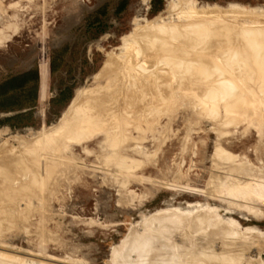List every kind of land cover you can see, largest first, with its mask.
Instances as JSON below:
<instances>
[{"label": "rangeland", "instance_id": "1", "mask_svg": "<svg viewBox=\"0 0 264 264\" xmlns=\"http://www.w3.org/2000/svg\"><path fill=\"white\" fill-rule=\"evenodd\" d=\"M1 1L7 12L0 11V32H5L0 33V83L10 75L34 68H39L42 74L40 100L37 98V101L33 102L34 105L19 109L20 99L24 100L28 97L29 102L32 103L35 91L29 88L25 96L21 92L14 95L10 102L14 110H0V148L4 151L14 147L19 149L23 143L25 148V143L34 140L40 131L63 124L68 108L76 99L77 90L81 88L87 91L101 85L103 76L98 78V74L105 66L109 58L108 54L116 56L122 53L128 42L138 37L135 36L132 39L133 34L136 35L139 32V27L143 28L149 22L161 17L165 18L164 23L168 22L172 13L185 9L188 2L194 0H179L180 3L185 1L183 3H187L186 7L183 3L182 5L177 3L178 0ZM15 3L17 6H11ZM193 3L199 5L196 7L208 3L217 4L225 9L234 4L254 9L256 15L248 17L253 16L252 18H257L260 22H255L259 24L249 22V27L255 29L254 26H259L256 29L264 30V0H195ZM172 4L176 7L172 8L174 7ZM230 15L232 14H228ZM15 26L17 27L13 29ZM244 61L241 62L246 65ZM242 67L244 72L249 74L255 70L252 66ZM254 80L250 79L251 83L249 81L244 83L247 86L243 84L245 87L243 92L247 93H244L246 96H253L255 99L259 93L254 91L257 86L256 88L251 86L252 83L258 85V81ZM260 85L258 92L259 89L264 90V86ZM251 91L256 94L253 95ZM262 94L260 100L258 96V99H255L257 106L253 109L250 107L246 111L249 114L247 117H251L250 114L264 112V91ZM248 96L246 98H249ZM182 98V101L179 100L180 103L177 102L178 106L175 105L177 103L173 104L179 108L176 109L173 106L174 109H168L161 118V126L156 128L155 132H149L145 145L150 157L135 155L137 159L144 160L145 163L131 171L128 175L131 176L129 180L126 179L127 174L126 178L123 174L116 178V175L111 176L110 171L106 173L100 144L104 137L98 134L90 141H83L85 149L81 147L78 140L75 142L78 144L72 145L71 151L81 162V168L71 185H67L68 187L62 191L51 194L52 196L50 194L43 196L29 189L25 192L27 195L25 193L24 197L22 195L23 200L21 198L19 203L14 202L16 205L8 203L14 201L8 198L5 204V197L0 193V207L9 206V210L6 206L0 209V251L5 254L0 257V264H118L119 261L121 262L119 264H123L121 260L125 263L130 258V261L135 257L138 258L140 256H138L139 253L137 254L138 251H143L144 254L141 256L146 254L147 257L145 248L150 245V241L152 246L147 247L150 253L148 254L154 255L151 252H155L153 258L156 256V263L158 264L162 259L159 264H165L163 257L168 254L167 257L170 259V253L178 251L179 243L185 235L188 240L191 239L189 236L192 238L197 236V239L194 237V241L191 239L192 242L197 243L191 246L190 240L187 242L188 240L184 239V244L180 243L182 250L176 254V256L179 253L184 254V258L183 256L174 257L175 254H173L171 264H264V197H259L257 192L249 196L243 192H237L238 196H236L237 194H234L236 192H232L229 187L232 175L227 169L228 162L222 159L225 155L223 152L226 151L235 156V163H244L239 171L240 177L259 174L264 177V115L261 120L258 119L254 123L249 120L236 124L232 120L240 110L238 106L233 107L232 111H227L224 106L219 108L220 106L216 103H203L204 97L196 99L197 97L194 96H183ZM194 98L197 100L195 103ZM251 98L250 100L253 99ZM224 102L223 105H227V100ZM228 102L231 104L232 100ZM244 104L245 101L241 103V105ZM213 106H219L216 107L219 108L217 112ZM211 107L214 108V114L213 111H209L212 110ZM209 112L213 115L208 114ZM18 113H24L23 118L6 121L7 118ZM261 122L263 125L260 124ZM11 123L19 125L12 126ZM22 201L26 205L25 208L24 205L21 206L23 214L22 209H19V205L23 204ZM29 205L32 206L30 209ZM214 209L218 211L213 212ZM197 214L199 217L202 215L204 221L198 220L196 224L198 226L191 225L195 222ZM163 217L167 219L164 218L163 221ZM190 218L194 220L193 223L187 222L191 227L184 222ZM155 220L169 222L167 224L170 227L166 229H169V232L171 230V234L175 232V235L172 234V240L169 238L174 245L180 240L175 247L176 245L173 246L170 241L164 239L167 241L166 245H169L168 249L173 247L171 251L167 249L170 253L166 251V255L163 252L168 246L165 245L164 250L160 249L162 245L159 247L160 244L156 242L163 243V246L164 242L156 238V234L152 235L153 230H155L154 233L158 232L157 229H152L156 223ZM209 221L211 223L207 227ZM158 222L156 226L161 223V221ZM161 224L158 227L165 229ZM218 225L219 229L216 228ZM220 226L222 229L224 227L228 230L232 229L234 235L230 230L227 233L230 232L236 237L235 239L240 234L236 242L233 241L234 237L231 239L232 236L227 235L235 245L238 246L237 243H239L241 249L237 248L236 254L229 256L231 259H226L228 256L225 257L226 255L221 253H217L219 256L212 254L210 256L214 255V260L211 257L207 263L205 259L210 257L206 258L210 252L207 243L213 240L211 237L214 236L213 232L217 229L215 235L218 236L216 235L215 238L221 239L220 234L227 238L224 234L226 229L222 231ZM247 227H258L261 232L246 231ZM141 232L147 233V238ZM163 233L161 235H166L167 239L168 235ZM159 234L158 232V236ZM141 235L145 238H141ZM199 236L204 237V240ZM205 237H208L209 241ZM155 238L158 240L154 241ZM242 238L246 241L244 242ZM142 239H148L149 243H147L148 240L145 241L147 245L144 246ZM218 240L216 239L215 243ZM222 240L218 241V245L220 241L222 243ZM227 240L223 242L231 243V240L228 238ZM134 242L138 245L137 248L143 247V249L134 250L136 248ZM153 242L157 245H153ZM205 243L207 249L203 250ZM215 243H209V247L216 246ZM221 243L217 247H221ZM140 244L142 246H139ZM120 245L121 247H118ZM131 245L134 247V249L131 248L132 253L129 250ZM152 247L155 251L151 250ZM192 247L202 248L208 253L205 252L204 256L203 251H201L202 254L199 249V254ZM119 248H125L124 253L122 249L119 252L127 255L129 251L133 258L129 254L127 255L129 259L126 258L124 261L125 258H122L119 252L118 256L122 257L118 258L115 250ZM157 249L161 252L157 253ZM190 249H192L191 254ZM193 253H198L200 258L193 256ZM149 255L146 259L140 256L139 262L144 259L142 262L151 264L152 256L149 257ZM136 258L133 262H138ZM219 258L223 260H217Z\"/></svg>", "mask_w": 264, "mask_h": 264}, {"label": "bare ground", "instance_id": "2", "mask_svg": "<svg viewBox=\"0 0 264 264\" xmlns=\"http://www.w3.org/2000/svg\"><path fill=\"white\" fill-rule=\"evenodd\" d=\"M193 2H195V0ZM193 2H188V5L187 3H185L187 7L183 3L186 8L184 7L185 9H180V11L178 10L179 12L177 11L175 14L172 13L168 22L164 23L165 18H162L160 16L161 18L149 22L145 27H139V32L137 31L138 33H136V35L133 34L134 36H132V39L135 36L138 37H135L133 39L134 41L130 37L133 42H128V45L126 44L127 46L124 47V51L122 53L116 56L113 54H108L109 58L101 72L98 74V78L103 76L101 85L94 89H88L87 91L81 88L77 90L76 99L68 108L63 124L51 129H47L46 131H40L38 135L35 136L34 140H32L30 143H25V148L23 147L24 143L22 144V147H19V149H15V147L13 148L14 150L12 148L9 149L8 146L9 150L3 151V149L0 148V150L3 151L0 154V193H2V196L5 197V200L6 198L11 199V201L14 200L13 202L8 203H13V205H16V203L14 202L19 203L21 201L22 195L29 189H33L32 191H36L38 194L41 193L44 196V194H55L60 190L62 191V189H64L65 187L71 185V183L78 176L81 168V162L78 161L76 154L71 151L73 147L72 145L78 140V143L82 145L81 147L85 149L83 141H90L98 134H102V136L104 137L100 142L102 148L101 151L104 162V170L106 171V173L107 171H110L111 173H109L112 174L111 176L116 175V178H118L117 176L120 177L122 174L126 178V174L128 176L131 171H133L137 166L145 163L144 160L137 159L135 157L136 154L144 158L150 157V155L146 151L145 145L148 140L149 132H155V129L161 126L162 116L167 113L168 109L171 110L170 108L174 109L173 106H178V103H180L179 100H183V96H194L197 97L196 99H198V97H204L203 103L210 104L213 102L220 106H213L216 109L215 112H217L218 109L222 106H224V109H227V111H232L231 109L236 106L240 107V110H238L239 112L234 116V120H232L236 124L242 121L248 122L249 120H252L254 123L258 119H262L264 112L262 114H250L251 117H247L249 114L246 113V111H248V108L252 107L253 109L257 106L255 99H258L260 97V100L263 96L262 93L264 91L262 88L263 91L259 89L258 92V88H260L259 83L262 82L264 84V30L259 31L258 29H256L259 26L251 25L255 27L254 29L249 27L248 24L249 22L259 24L255 23L260 22V20H258L257 18H252L253 16L248 17L251 15H256V11L254 9L236 4L230 5L228 9L220 7L217 4L214 5L208 3H204V5L196 7L199 5ZM177 3H180L179 0ZM182 3L180 4L182 5ZM175 5L177 4L175 3ZM11 6H17V4L15 3ZM175 7L176 6L172 8ZM0 11L2 13L7 12L1 0ZM228 14H232L230 15L231 19H229L230 16H228ZM16 27L17 26H15L13 29H15ZM260 27L262 26L260 25ZM242 60L246 61V65L242 64ZM236 65H238V67H236ZM242 66H246L245 68H250V66H252L255 67V70L252 74L250 73V75L249 73L244 72V70L242 69L244 67ZM250 79H255L254 81H258V85H254L253 83L251 85L253 86V88L257 86V89L254 91L259 94L256 95L255 99L253 98V96H251L253 98L252 99L248 95L247 96L249 98H246L247 96L245 94L247 93L243 92L245 91V87L243 86V84L248 83ZM251 82L252 81H249V83ZM262 83L260 86H264L262 85ZM247 90H249V88ZM260 91L262 92V95L260 94ZM241 93L245 94L242 95ZM201 94L203 95L202 97ZM250 98L252 100H250ZM189 99L191 101V98ZM196 99L194 98V103L197 101ZM224 100H227V105H223ZM229 100H232L231 104L230 102H228ZM243 101H245V104L241 105ZM174 103L177 104L173 105ZM213 107H211L212 110L209 111H213ZM175 108L177 109L179 107L175 106ZM204 110H206V108ZM215 112L213 111V114ZM208 114L213 115L211 112H209ZM245 117L247 118L245 119ZM237 118H239V120H237ZM260 124L263 125L262 122ZM223 153H225V155L222 159L228 162L227 169L232 175L229 181V187H231L232 192H236L234 194H237V192H243L247 194V196H249L251 193L257 192L260 195L259 197H264V177H261L263 175L260 176L259 174L240 177L239 171L244 166V163H235V156L233 154L229 152L226 153V151H224ZM223 153L221 154L223 155ZM119 173L121 174L119 175ZM130 177L128 176L126 179ZM45 180H49V182L47 181V183L45 182ZM236 196H238V194ZM8 199L3 202L7 204L6 202L8 201ZM17 199L20 200L16 201ZM21 203H23V201ZM24 204L25 202L22 205H19V209H22L23 207L21 208V206H23ZM4 206L7 207V205ZM25 206L26 205H24V208ZM3 207H0V209H2ZM30 207L32 206L29 205V209ZM7 208L9 210V206ZM216 211L218 210H215L213 212ZM21 212L23 214V209ZM16 213L17 212H15V214ZM198 217L199 215L195 217V219L197 220H195L196 223L194 222V220H192L194 217L190 218L189 220L186 219L188 221L184 219V222H186L187 224V222L190 221L191 223L194 222L191 225H196L198 224V220L199 222L203 220L202 215L201 217ZM164 218L165 217L162 218L163 221ZM203 218L206 219L204 215ZM165 219H167V217ZM158 221H161V223L163 222L162 220ZM158 221L156 222L155 220L154 222L159 223ZM156 223H154L153 228H150L157 229L156 231L160 233L158 236V232L154 233L155 230H153L152 232V235L156 234V238H160L161 242H164V246L163 243L161 244L158 243V241L156 242L157 244H160L159 247L162 245L163 248L161 247L160 249H165V242L167 241H170L171 245H176L175 247H177V243H179L180 240H178L177 243L175 241V245L172 243V234L175 235V232H172L171 234V230L169 232V229H166V227H170L168 226L169 224H167L169 222L166 221V223H160L161 226L163 225L165 229H163L162 227H158L160 224L156 226ZM210 223L211 222L209 221L207 227H209ZM149 225L151 226V223ZM187 225L190 226V223ZM199 225L201 226V224ZM216 228L219 229V225ZM158 229H162V231L164 230V233L162 231H159ZM217 229L215 230L216 232ZM224 229H226V227H224ZM224 229L221 228L222 231ZM165 230H167L170 234H168L167 231L166 233ZM229 230L227 228L225 230L226 233L224 232V234H230L232 236L231 239H233L234 232L231 229L230 231L233 232V235L230 232L227 233V231ZM215 231L213 232L214 236H211L213 240H210L213 243H211L207 239L208 237H205V239H207L210 244H214L216 239L218 240L219 238H215L217 235H215ZM246 231L261 232L260 229L258 230V227H247ZM161 232L168 235L167 239L166 235H161ZM147 233L142 234H144V236L146 235L145 237L147 238V235L149 234ZM160 235L165 238L161 237ZM228 235L227 238L231 240ZM144 236L142 237L141 235V238H145ZM202 236H199V238H201ZM219 236L221 237V239H223L222 243L220 241L221 245H224L223 249L221 248L222 246L217 247L220 246V243L218 245V241L221 240L219 238L217 243H215L217 244L216 246L211 245L210 248V244L207 243L208 251H210L211 253L209 252V254L206 255V253L208 252L203 251L204 249H207L206 243L204 244L205 247H203L202 245L203 250L202 248H199V250L197 247H194L195 250H199L200 252L203 251V253L206 252L204 254V256L206 255V258L207 256H210L212 254L215 255L217 253H221L222 255H226L225 257L228 256V258L226 259H229V256L236 254L237 248L241 249L239 243H237L238 246L234 243L236 242L235 240L239 239L238 237H240V234L239 236L236 235L237 239H235L236 237H234V242L231 240V243L228 242V244L223 242H226V237L222 236L221 234ZM189 237L193 241L198 238L197 236V238L194 236L195 239L194 237ZM156 238L154 239V241L158 240ZM203 238L204 237H202L201 239ZM148 239L142 240H144L145 242ZM164 239L167 241H164ZM184 239H186V235L184 236ZM184 239L181 241L182 243L180 242L181 244H184ZM191 239H189L191 246L194 244L196 245L197 242H192ZM242 239L244 241V238ZM186 240H188V238ZM189 240L187 242H189ZM131 242L133 243V241ZM144 242L143 245H147L146 242ZM170 242L168 243L170 244ZM147 243H149V240L147 241ZM180 243L178 246V251L176 250V253H174L175 251H172L171 253L168 252V250L171 251V248L173 249V247H170V249H168V244L166 245V247H168L165 249V251L163 252L162 250L165 255L167 253L171 254L169 255L171 261H169L170 259L167 257L168 254L164 256L161 253L164 256L163 262L165 260V264L166 261L167 264H171L174 257L180 258V256L182 257L184 255H181V253H179V255L176 256L179 250H182L180 247ZM135 244L132 245L135 246ZM149 244L151 245L152 241H150ZM154 244L155 243L153 242V245ZM157 244H155V246ZM247 244L249 245V243ZM150 245H147V247ZM188 245L190 244L188 243ZM131 246H129L130 249L127 247V249H129L130 251L134 249V247ZM137 246L138 245L136 244V248L134 249L136 251L137 249L141 248H137ZM139 246H142V244H140ZM118 247H121V245ZM147 247H144L146 249L144 250L147 252V257L146 254L143 257L141 256L144 254L143 251H138V256L140 255L142 258L145 257L144 259L148 258V255L150 253L148 252ZM152 248L153 249H150L155 251L154 247ZM194 248L192 247V249ZM120 249L124 250L123 253L125 252V248H119L115 250V254H117ZM142 249H140V251ZM192 249H190V254L192 253ZM157 251V253L161 252V250L159 251V249H157ZM166 251L167 253H165ZM123 253L119 254H122L123 257L118 256V254L117 256L118 258H125V261L126 258L129 259L128 257L131 256L132 251L131 253H129V251L127 252V255L130 254L129 256ZM151 253L155 255V252ZM194 253L192 254L193 256H200V253H197L198 255ZM3 254L4 253L0 251V257L3 256ZM173 254H175L174 257H172ZM218 254L216 256H219ZM154 255H149V257L152 256L151 264L153 263V259L156 260H153V264H157V258H155L156 256L153 258ZM214 255L208 257V259H205L206 262L208 263L207 260H209V258L211 257L214 260ZM140 256L138 258H136L135 256L134 257L136 258V260H138L140 259ZM131 257L133 258V256ZM225 257H223L224 260H226ZM135 258H133L132 261H130V258L126 262L128 264L129 262L134 263L135 261L133 262V260H135ZM220 259L221 258L217 260ZM161 260L159 261L161 262ZM121 261L123 264L126 263H124L123 260ZM141 262H139L138 260V262L136 261L134 264H147V262ZM119 263L121 262L119 261Z\"/></svg>", "mask_w": 264, "mask_h": 264}, {"label": "trees", "instance_id": "3", "mask_svg": "<svg viewBox=\"0 0 264 264\" xmlns=\"http://www.w3.org/2000/svg\"><path fill=\"white\" fill-rule=\"evenodd\" d=\"M42 74L39 68H34L23 73L8 76L3 82L0 83V110H14L15 108L10 105V102L15 94L21 92L24 96L28 93L29 88L34 89V97L32 103L29 102L30 99L25 97V99H20L18 107H30L34 105L37 98L40 100V88H41ZM32 84V85H31ZM34 102V103H33ZM24 113H18L6 121L16 120L23 118ZM12 126H18L19 124H13Z\"/></svg>", "mask_w": 264, "mask_h": 264}]
</instances>
